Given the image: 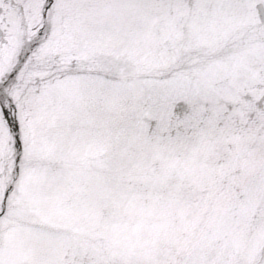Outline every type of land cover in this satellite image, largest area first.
<instances>
[{"label":"snow or ice","instance_id":"6c2138e0","mask_svg":"<svg viewBox=\"0 0 264 264\" xmlns=\"http://www.w3.org/2000/svg\"><path fill=\"white\" fill-rule=\"evenodd\" d=\"M0 264H264V0H0Z\"/></svg>","mask_w":264,"mask_h":264}]
</instances>
